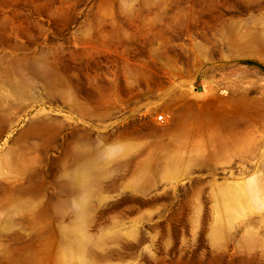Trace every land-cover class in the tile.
<instances>
[{
    "label": "rangeland",
    "instance_id": "rangeland-1",
    "mask_svg": "<svg viewBox=\"0 0 264 264\" xmlns=\"http://www.w3.org/2000/svg\"><path fill=\"white\" fill-rule=\"evenodd\" d=\"M0 264H264V0H0Z\"/></svg>",
    "mask_w": 264,
    "mask_h": 264
}]
</instances>
